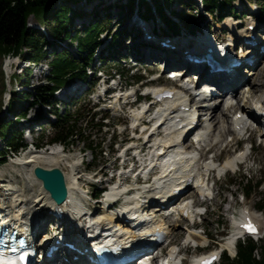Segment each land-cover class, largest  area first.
Instances as JSON below:
<instances>
[{
	"label": "rangeland",
	"instance_id": "1",
	"mask_svg": "<svg viewBox=\"0 0 264 264\" xmlns=\"http://www.w3.org/2000/svg\"><path fill=\"white\" fill-rule=\"evenodd\" d=\"M116 0H92V1H82L76 4H71V7L77 8L80 10L84 15L81 19H75L72 23V32H74V29L78 32V34H82L80 25L86 24L92 17L93 13L95 11L98 12V17H101L104 15V9L106 8V5L115 3ZM259 2H262L260 0H238L234 3V6L236 7V15L237 18L233 19L231 17L225 18L222 22L216 21L215 18H211L209 14L203 13L206 18V22L202 24L204 29L209 28V31L212 32L214 35H217L218 38L222 39V41H227L229 38V31L225 29L226 24L230 23L232 21L231 25L236 24L238 28L244 27L247 23L250 17L260 16L258 14L259 12ZM174 4V0H166L165 6H172ZM180 4L178 2H175L174 8H171L173 10H180ZM161 10V6H158V11ZM169 12L170 9H167ZM110 20H108V24H106V28H108V34L103 35L101 37L102 41H105L109 43V36H112L113 34L120 36V43L119 46L121 49V57L122 62H113L111 64H108L106 66H103V68L107 71L108 74H112V72H124V77L122 78V81L127 83V90H129L128 85L135 84V80L133 79V74H139L140 76L144 77V74H158L161 75L160 67L159 65H162V62H158L159 69L156 68V62L150 63L146 59V55L143 58V63L134 69V64H132L131 60H128V58H134L137 57V51L141 49V45L138 44L137 41L140 40V37H134L132 36V30L130 32V37H132L134 41H130L127 37V33L129 34L128 28L131 27V25H134L133 23H130L131 20H134L132 16L126 19L127 15H125V18L122 16H119L115 10L110 9ZM251 14V15H250ZM250 15V16H249ZM230 18V19H229ZM264 20H260L261 22ZM41 26L45 32H47V38L48 40L51 39V41H54V39L50 36L49 32L47 31L45 25L40 20H35L32 17H29L27 20V26L29 28L34 27L35 25ZM154 24H157L158 27L163 28L164 30L166 27L161 24L160 22L156 21ZM264 24V23H263ZM127 27V28H126ZM74 28V29H73ZM226 28H229L228 26ZM234 28V27H233ZM137 29V28H135ZM83 30V29H82ZM162 30V29H161ZM163 30V31H164ZM124 33V34H123ZM125 37V38H124ZM125 40V41H124ZM124 42V43H121ZM55 43V42H54ZM62 49H67L72 51L74 49V45L61 43L60 46H57V51H60ZM106 50V48H104ZM25 48L22 47V54L25 53ZM44 57L37 64H28L31 69L28 75V84L29 86H40V85H50V82L46 80L44 77L47 73V63H49V60L53 58V55L50 52V49L48 51L43 50ZM106 54V52H105ZM46 64V65H45ZM96 66L99 65L98 62L95 64ZM10 66V67H9ZM27 66V63L25 64V61L23 58L18 60H10L7 57H3L0 59V120L6 117L5 115V105L4 101H6L7 98V90L10 88V90H23L19 85L20 80L23 78V68ZM42 66V67H40ZM137 70V71H136ZM10 73L8 75V73ZM127 72V73H126ZM255 75L251 78V82L248 85L247 83L244 84V88H240L238 92L237 100L240 103V105L247 106L245 103V97L243 95L245 93H250V89H252L251 83L253 80H264V56L260 63H258L254 67L253 71ZM259 74V77H257ZM261 77V78H260ZM148 81V79H146ZM145 81V82H146ZM140 83H137V86H139ZM153 86H157L154 84H149ZM73 87V86H72ZM136 88V86H134ZM30 90V89H29ZM264 92V90H261ZM243 94V95H242ZM6 96V97H5ZM86 95L82 96L77 99V102L75 103V107L71 106V109H69L68 112L72 114V116L77 117V127H78V133L75 134V137L72 139L71 142H67L64 144V148L66 149V153L70 156H67L65 154L67 160H72L71 156H75L77 158H83V163L78 167V170L80 172V187H82L83 191L87 192L88 198H86V202L91 206V212H94L95 214H102L104 210V205L102 203L105 202L106 198L104 195H101L99 199L94 200L91 198V194H95V192L100 189L101 187L106 188V183H102V185L95 183L98 179V174L100 173H106V177L103 181L108 180L110 177V170L112 167L118 169L120 167V161L117 160V156L119 154L118 146L122 143L123 146L127 145L129 142V138L131 137V134L129 131L122 132L124 130V127L122 124L125 123L124 119H119L117 117H114L112 113L103 114L105 118L104 125L102 128L98 126V119L100 116L97 115V117L94 118V120L91 122V114L94 113L97 109L93 110L92 104H88L86 102ZM32 99V98H31ZM225 99L224 101H226ZM236 100V99H235ZM30 101V100H29ZM224 104L222 103L219 107L220 112H223L227 114L228 119H225L224 117L221 118L220 126L222 129V132L225 134L223 138L218 137L217 141H220V143L214 148L213 153L215 156V159L218 160L225 158L226 154H231L235 144L234 142H229L231 138L230 136V125H232L231 121V115L232 112L224 110ZM51 108V107H49ZM64 108V107H63ZM77 108V111L75 109ZM119 108V107H118ZM239 107L237 106L236 109ZM34 109H36L34 106L29 112H33ZM74 112V113H73ZM87 112H90V116L87 115ZM92 112V113H91ZM97 112V111H96ZM119 112V111H118ZM132 112V111H131ZM129 113V112H128ZM128 117V114H127ZM9 118V117H8ZM12 118V116L10 117ZM75 118V117H74ZM253 125L254 128L258 127L259 124L254 122ZM200 129V128H199ZM47 130L52 133L48 137L49 139L53 136L54 131H51L50 126H47ZM47 131V132H48ZM263 132V131H261ZM28 134V132H27ZM215 134L213 133V136ZM217 135V134H216ZM248 134L243 135V139H246ZM47 133L43 136L42 140H40L41 144L43 145L46 142ZM234 139V138H233ZM236 139V138H235ZM261 139V141H260ZM92 141L93 147L90 149L86 148V145ZM250 143L244 142V144H239V148L243 150L245 153H247L246 150L249 149L250 145L252 146V150L250 151L248 155V159L246 160L245 164L243 166H240L238 169L233 170L231 173H227L226 176L219 181H215L216 186L213 190L212 196L214 197V200H211L209 203H205L203 206L199 209V211H203V209H206V214L203 217H198L195 219L196 222H200L201 225H198V227L193 231V234H195V237L192 238L190 243L186 246L184 242V237L187 235V232H185V226L187 223L181 222V220L177 219H167L169 225H171L172 231V242L174 244H177L178 248L180 249V257L186 259V263L190 264L196 257L206 254L210 251H222L221 259L217 264H221L223 254L228 256L229 258H234L231 256L229 251H224L225 249V243L228 241V236L231 233V230L233 228V225L231 223V214L236 213L239 214L241 211L243 205L248 206L254 211L261 212L258 209V206L260 202L264 201V138H262L259 134H251L250 135ZM97 143V144H96ZM135 143V142H134ZM217 143V142H216ZM133 143H130L132 145ZM98 146L96 148L95 146ZM35 151H38L36 149ZM192 151V150H191ZM81 154H80V153ZM193 152V151H192ZM6 156V155H5ZM24 153L20 156L23 158ZM27 156V155H26ZM18 157L14 158L13 156H6L5 162H0V188H2L5 191V194L10 192L13 194L15 191H10L12 188L21 189L23 186V183L25 182L24 179V172L21 167L17 169L16 172L13 170V165L16 164V159ZM20 159V158H19ZM79 160V159H78ZM230 160V159H228ZM227 161V160H226ZM65 165L68 164V162L64 163ZM46 168H48V165H42ZM58 169L62 171H66L65 167L61 164L57 166ZM68 169V168H67ZM64 171H62L64 173ZM125 172V171H124ZM124 172H121L124 173ZM96 174V175H94ZM93 176V178H92ZM214 180V179H213ZM118 182H123L118 180ZM130 184V183H129ZM131 185V184H130ZM250 186L251 191L248 193V196L245 198V200L242 198L241 194L245 193V189L247 186ZM260 185V187H259ZM24 193V192H22ZM14 196H11L7 199V201H2L4 203L3 205L6 207L8 205L14 204ZM3 199V198H2ZM101 203V204H100ZM118 209V208H117ZM120 210V209H118ZM33 209L27 210V217L35 216L33 214ZM113 212V211H112ZM111 212H106V214H109ZM48 219V218H47ZM48 223L44 224V226L41 229L40 234L43 233V231H47ZM203 231V234H202ZM262 233H264V224H262ZM192 236L191 233H188V235ZM185 238V241L187 240V237ZM222 236V237H221ZM225 236V237H224ZM194 240V241H193ZM231 240V239H230ZM257 245V253L260 255L261 250V240L253 241ZM197 245L198 248H194L193 246Z\"/></svg>",
	"mask_w": 264,
	"mask_h": 264
},
{
	"label": "bare ground",
	"instance_id": "2",
	"mask_svg": "<svg viewBox=\"0 0 264 264\" xmlns=\"http://www.w3.org/2000/svg\"><path fill=\"white\" fill-rule=\"evenodd\" d=\"M251 15V14H250ZM255 20H252L251 22H248L245 26L247 27L248 25H253ZM232 21H230V23H228V25L226 24V27L228 26L229 28L225 29L227 31H229L230 35H229V39L233 40V39H241L242 37H247L248 34H252L251 32H246L245 34L244 31L246 30L241 28L240 30L237 29L236 24L233 23V25H231ZM134 25H131V30H132V36H137L138 37V30L135 29L136 25L133 22ZM234 27V28H233ZM264 27V24H263ZM260 27V30H263L264 28ZM127 28V27H126ZM131 32V31H130ZM129 32V33H130ZM213 34V33H212ZM211 34V35H212ZM202 37H200L199 39H202L204 41H206L208 39L207 36H205V34L201 35ZM214 39L217 40L218 37L217 35H214ZM257 37L258 34L256 35ZM179 39L174 40L173 41V45L176 46V49L174 51H170L167 49H157L155 47V45H151V46H147V47H143L140 50V59H143L144 56L146 55V59L148 60V62H156V68L159 69V66L162 67V65L160 64L158 65V62H162V64L164 65L163 67V71H166L169 67H170V60L175 59V57H181L180 52L183 51V49L186 47L187 44L193 42L195 39L189 40L187 41V37L183 36L181 34H179ZM142 41V39H140ZM139 40V41H140ZM185 41V42H184ZM139 43V42H138ZM140 44V43H139ZM253 51V50H251ZM247 54H251L250 52L245 53V55ZM244 56V54L242 55ZM264 56V53H257L255 52V57L258 58V61L256 64L260 63V61L262 60ZM169 59L168 61H166L165 59ZM256 64L254 66H252V68L247 72V74L249 75V77H247L245 80H242L240 77H238L237 75L235 76V82L230 84L227 81L224 82V84L220 85L219 88V94L221 95V97L216 98V96L211 97V100H209L211 103L210 105H208L209 107L207 108H203V106L205 105H200L199 107H197L194 111H185L184 109H186L188 107L187 104V99L186 97H179L178 95L181 93L180 91L173 89V91H175V96L171 101H165L160 105H155L154 103H152L150 105V107L155 105V110L156 112H162V116L159 117L158 119H150L148 121V123H154L155 121H161V125L159 127V129L161 130H168L169 131V136L167 137H163L160 136L159 131H157V135H154L155 137H153L155 143L152 146H159L162 148V145H172L173 143L178 142L176 139H178V137L183 134V132L191 125L193 124V119L195 117V115L198 117V122H197V130L202 131L203 133H209L207 138H211L212 140L209 142V144H207L205 146V148H207L208 146H210V150L213 151L214 148L220 143V141H217L218 137L223 138V136L225 135L222 132L221 126H220V121L221 118L224 117L225 119H228L227 114L218 111L219 107L221 106L222 103H225V99H228L229 97H231V95L233 96V99H237L238 97V92H239V84H237L238 82H243L247 83L248 85L250 84V80L253 77L254 72V67L256 66ZM191 65V64H189ZM193 68H202V69H206L204 64H200V65H191ZM10 67V66H9ZM47 70L48 67L46 66ZM172 71H169L168 73H171ZM8 73V72H7ZM246 73V71H245ZM10 73H8L9 75ZM262 74H259L257 77H259ZM261 78V77H260ZM225 81V80H223ZM183 85V84H181ZM185 85V84H184ZM191 84L185 85L186 87H190ZM252 89H250V93H245L243 95V97H245V103L247 106H243L240 105L239 102H237V106L239 107V111L237 110L235 113H233V115H235L237 112L242 114V115H246L248 117V119L250 121H252V123L256 122L259 124L258 127L256 128H248V132L251 134H259L262 138H264V123L262 122V119L264 118V116H261L259 114V110L262 111V108L264 107V92L261 90H264V80H253L251 83ZM145 87H147L148 91L151 92H156V89L158 87L157 86H153V85H145ZM243 89V88H242ZM131 96V91H126L124 93H121L117 96V99L115 98L114 100V105H113V111L117 112L118 111V107L120 109V111L122 112V107L120 104V101H125L130 99ZM225 105V104H224ZM182 107V111H179V108ZM143 108V107H142ZM141 108V109H142ZM132 111V112H131ZM128 113V118L131 119V121H137L138 118L141 116V110L137 109V110H131ZM226 111H230L229 109H227ZM193 115L194 117L190 118V116ZM177 117H179V120L177 121V123L173 126V120L176 119ZM142 118V117H140ZM143 118H147L146 116H143ZM236 125H240V130L244 131L246 126L244 125L243 121H239L237 120L235 122ZM172 126V127H171ZM179 126V128H177ZM200 128V129H199ZM158 129V130H159ZM151 133H154V128H149L148 129ZM230 132H232V129H229ZM263 131V132H261ZM190 132L186 133L184 140H183V145H184V151L181 153H177V155L174 156H170L169 158L174 162L176 159H178L177 163H176V171L173 173H171L169 175V173H167V171H169L170 167H166L164 169L163 172V176L159 177V180L162 181V179H165L164 175L166 176H170L168 178L165 179V181L162 183V185L160 184V182L158 183V187L160 189V191H162V193L166 194L168 192V183H171L172 180H174V177H178L179 179L185 178L186 182H189L190 180H192V182L186 186V190L190 189V190H194L195 193L193 192H188L185 193L184 196H182V198H177L178 200V204L177 203H171L167 206H169L168 208H160V205L157 206V208L154 209V213L156 215H154V217L156 218L155 221L151 220L154 219V217H152V213L149 214H144V215H139L137 213V218L138 219H144V220H149V224L150 227L149 228H145L143 229V231H131L128 228H126L125 230L122 229L121 225L123 224V219L120 215H117L115 213H109L106 214L105 211V207H107V205H110L114 200H116L117 198H121V195H123L125 193V188H120V187H111L110 191H108L105 194V203L104 208L102 210H104V212L102 214H95L94 212H91V218L89 220V222H95V223H99L100 221L103 222V225H109L111 227V229H115L113 231H117L118 234H122L119 238L121 239H125V238H130L132 240H135L137 238H141L144 234H147L149 232L153 233L155 231L158 232H164L167 236H169L166 240V242L169 240L170 236H172V231L173 229H171V225L168 224V222L166 221L167 219H177V220H187L190 221L192 220L196 215H198V213L191 211V201H188L190 199H193V203H197L196 200L194 199L195 196H200V195H206L204 193V186H205V180L207 183V186H209L210 181L213 180L215 178V173L208 171V168L210 167V163H205L204 166H202V164L199 163V161L195 162L193 159V155H192V144L189 140V135ZM213 133L215 134L213 136ZM217 134V135H216ZM142 135H144V133H142ZM218 136V137H216ZM135 140H139L141 138V135L136 134L134 136ZM217 142V143H216ZM133 144L128 146V147H133L136 145V143L132 142ZM175 145V144H174ZM138 148H142L145 149L147 147L146 144H140L137 145ZM151 146V147H152ZM127 147V148H128ZM129 151V150H127ZM126 151V153H127ZM174 151L178 152V149H171L170 152ZM158 152V150H156V153ZM152 153V152H151ZM65 154H67L65 151H60V149L58 148H51L50 152H38V153H34V152H25L24 156L18 157L15 161L16 164L13 165V170H15L16 172H20L17 171V169H19V167H21L23 169L24 172V177H26L25 182L23 183V186L21 187V189L19 190H15V188H12V190L10 189V191H15L13 192V194H11L10 192H8L7 194H5V191L0 188V197L3 198V201H7V199L11 196H14L15 200L13 205H8V206H4L0 199V218H4L5 219V223H12L13 219L18 220L19 222L17 223V226L19 227L20 230L23 229V231H26V233H28L30 231V227H35L37 230L40 229V226L43 227L45 224V220H46V216L45 213L47 210L49 209H54V203L51 201V199L49 198L48 194L46 193V191L43 190L40 182L38 180H36L33 176V169L35 167H41L43 169L46 170H51L53 166V168H57V166H59L61 164V166L63 165L66 169V171H64L62 169V171H64L63 175H64V179L66 181V189H67V202L66 204L62 207L63 210L65 211L64 213V218L63 220L65 221V223H67V226L69 225H74V228H85L86 226H88L86 224V215H88V210H91L90 208L86 207V198L85 195L81 192V187L79 184L80 181V172L78 170V167L80 166V160L78 159H74L72 158V160H67ZM27 155V156H26ZM201 155H203V152L201 151ZM67 156H70L67 154ZM72 157V156H71ZM20 158V159H19ZM208 159H212L213 162H216L215 156L213 155L211 158ZM128 160L124 161V164H126ZM218 161V160H217ZM236 161H240V156H236L230 160L225 161L223 164H220V168L221 171H225L228 169H231V171H233L236 167H239L238 164H236ZM68 162L67 165H65L64 163ZM175 164V163H174ZM42 165H48L49 167L46 168ZM200 165V166H199ZM202 166V167H201ZM173 167L175 168V165H173ZM68 168V169H67ZM61 169V168H60ZM59 169V170H60ZM126 172L120 174L121 175H125ZM206 178V179H205ZM127 181V178H123ZM123 179L119 178L118 180L123 181ZM216 185V183L214 182V186ZM145 188L147 189L146 186H144L142 192H144ZM140 189H135L136 193H133L132 196L128 197V196H124L123 199L125 201H127V203L125 205H123V210L126 209H132V208H137L138 204L136 203V199L139 198V194L141 193ZM152 193L150 196H155L157 194L160 193ZM24 192V193H22ZM200 194V195H199ZM169 195V194H167ZM170 197L173 196V194L169 195ZM174 198V197H173ZM171 198V199H173ZM162 200L164 201V198H162ZM207 200H209L207 198ZM214 200V199H213ZM181 201H186L184 203H181ZM164 206V207H167ZM30 209H33V214H35V216H30L29 218H26L25 216H27V210L30 211ZM121 210V209H120ZM119 210V211H120ZM86 211V214L81 215L82 213H84ZM242 212H248L249 216L257 223L260 224L263 221V218L261 215H258L256 213L253 212V210L251 208H248L247 206L243 208ZM153 213V214H154ZM166 213V216H164ZM10 218V220H9ZM21 219H25V221H20ZM23 219V220H24ZM83 220V223L81 222ZM15 221V220H14ZM116 224L117 227H113L112 224ZM146 224L147 227L149 224ZM29 227V228H27ZM51 229V228H50ZM55 230V229H54ZM108 231V229L106 230ZM124 233V234H123ZM68 233L65 232V235H67ZM240 234V230L235 227L233 230V237L228 238V241L225 243V249L226 251H229L231 256H234L235 253V245H234V236L235 235H239ZM62 235L61 238L62 240H67L68 241V237ZM190 234L187 237V240L190 238ZM44 239L46 241L50 240L47 236H44ZM74 239V238H73ZM231 239V240H230ZM146 239H143V242ZM192 240V238H191ZM190 240V241H191ZM77 241V240H76ZM175 251L176 249L174 247L171 246L170 250L168 251V255L170 259L165 260L163 262V264H178V262L176 261V256H175ZM153 254H148V259H152L150 257H152ZM58 254L54 253L52 254L50 259H44V264H57L58 261ZM64 264V263H62ZM193 264H197V261H194Z\"/></svg>",
	"mask_w": 264,
	"mask_h": 264
},
{
	"label": "trees",
	"instance_id": "3",
	"mask_svg": "<svg viewBox=\"0 0 264 264\" xmlns=\"http://www.w3.org/2000/svg\"><path fill=\"white\" fill-rule=\"evenodd\" d=\"M82 1L92 0H0V59L8 55L21 54L24 59L37 64L45 55L42 52L44 46H49L53 55L49 63L48 80L50 85L39 86L36 89L35 101H42L52 106L51 95L56 88L74 78L85 79L84 68L91 63L93 55L101 43L100 37L108 33L106 24L110 20L108 12L110 9L122 16L133 13L138 7L136 12L141 18L155 20L159 17L167 30L175 34L182 30L191 34L200 31L201 25L205 21L200 10L210 14L219 22L227 16H236V9L233 6L236 0H201V9L194 0H177L181 6V9L177 11L171 9V6H165L166 0H150V3L147 0H116L115 3L107 5L103 16L97 18L98 12L95 11L91 20L83 25L82 34H78L79 31L73 28L74 32H72L71 27L75 19L83 18V13L77 8L71 7V4ZM260 1H262L259 2L260 17L264 19V0ZM159 5L161 6L160 11H158ZM167 9H170L168 13ZM29 17L40 20L54 41L48 42L38 30L29 28L27 26ZM109 37L111 42L108 46L107 57H103V52L97 55L103 63L120 58L121 49L118 47L120 36L113 34ZM61 43L74 44L75 49L57 51V46H60ZM22 47L26 50L24 54L21 53ZM28 75L29 70H24L23 78L20 80L22 86L28 85ZM10 94L7 105L8 113L24 116L26 113L24 106L28 102L30 94L25 91H11ZM60 118L53 124L54 128L59 129V132L52 141L70 142L72 137L79 132L77 118H73L71 114H65ZM16 122L8 117L0 120V138L5 143V149L0 150V162L6 161L5 155L8 150L16 152L18 147L23 145L20 138L16 139ZM86 146L89 149L92 148L93 142L90 141ZM245 191L248 194L251 191L250 186H247ZM98 195L99 192H95L94 196L98 197ZM258 209L264 214V201L260 202ZM256 249L257 245L250 239L239 242L236 246V257L230 259L224 255L221 264H264V237L261 240L260 259H256L253 255Z\"/></svg>",
	"mask_w": 264,
	"mask_h": 264
},
{
	"label": "water",
	"instance_id": "4",
	"mask_svg": "<svg viewBox=\"0 0 264 264\" xmlns=\"http://www.w3.org/2000/svg\"><path fill=\"white\" fill-rule=\"evenodd\" d=\"M34 177L41 182L42 188L49 193L51 200L60 204L64 201L67 192L64 176L58 168L46 170L41 167L33 169Z\"/></svg>",
	"mask_w": 264,
	"mask_h": 264
},
{
	"label": "snow or ice",
	"instance_id": "5",
	"mask_svg": "<svg viewBox=\"0 0 264 264\" xmlns=\"http://www.w3.org/2000/svg\"><path fill=\"white\" fill-rule=\"evenodd\" d=\"M250 230H252V229H250Z\"/></svg>",
	"mask_w": 264,
	"mask_h": 264
}]
</instances>
